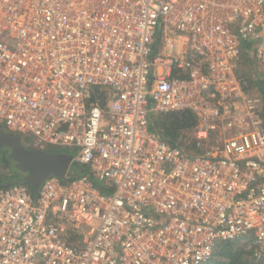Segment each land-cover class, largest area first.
I'll list each match as a JSON object with an SVG mask.
<instances>
[{
  "label": "built area",
  "instance_id": "built-area-1",
  "mask_svg": "<svg viewBox=\"0 0 264 264\" xmlns=\"http://www.w3.org/2000/svg\"><path fill=\"white\" fill-rule=\"evenodd\" d=\"M246 49L264 92V0H0V129L89 169L36 196L0 187V264H207L236 240L264 264V95ZM180 111L200 154L151 129Z\"/></svg>",
  "mask_w": 264,
  "mask_h": 264
},
{
  "label": "trees",
  "instance_id": "trees-1",
  "mask_svg": "<svg viewBox=\"0 0 264 264\" xmlns=\"http://www.w3.org/2000/svg\"><path fill=\"white\" fill-rule=\"evenodd\" d=\"M246 51L243 53L242 60H245V54L248 53ZM250 63V59L247 55L246 63L242 61V67L248 66ZM242 74L246 77L251 87H258L261 91V94L264 95L262 85L259 82H255L252 78L245 73ZM254 79V78H253ZM254 82V83H253ZM152 126L154 132H157L162 136L166 141L170 142L172 145L182 148V144L180 140L187 137V133H194V131L198 127L197 118L188 111H180L173 112L168 114H163L157 118V122L154 119L152 121ZM185 148V152L187 154H200V150L196 149V143L191 140L190 143L183 144ZM56 153H66L74 156V154L67 151L56 150L53 151ZM12 160L9 158L8 153H1L0 155V164L3 166V169L11 168L13 166ZM89 175V169L85 166H80L78 164H73L68 173V178L70 180L82 178ZM20 175L15 171L10 178L5 177L0 179V187L10 181L19 178ZM98 188L102 190L103 185L100 183L96 184ZM106 192V190H105ZM107 193V192H106ZM245 240H236V241H228L221 242L217 245L215 249V253L213 258L207 264H255L254 262V247L251 249H247L246 244H244Z\"/></svg>",
  "mask_w": 264,
  "mask_h": 264
},
{
  "label": "water",
  "instance_id": "water-1",
  "mask_svg": "<svg viewBox=\"0 0 264 264\" xmlns=\"http://www.w3.org/2000/svg\"><path fill=\"white\" fill-rule=\"evenodd\" d=\"M4 148L11 150L9 158L16 163V169L22 175L6 182L3 187L28 185L35 196L48 177L55 176L66 180L73 164L72 155L28 149L19 136L0 129V153Z\"/></svg>",
  "mask_w": 264,
  "mask_h": 264
},
{
  "label": "rangeland",
  "instance_id": "rangeland-1",
  "mask_svg": "<svg viewBox=\"0 0 264 264\" xmlns=\"http://www.w3.org/2000/svg\"><path fill=\"white\" fill-rule=\"evenodd\" d=\"M247 55H248V58L251 59V60H250V63H249V65L247 67L246 66L245 67L244 66L242 67V64H241L242 72L245 73L246 75L250 76L252 78V80H254L253 78H254L255 74L258 75V76H260L259 75V69H258V67H257V65L255 63V60H254V58H255V51L250 49L249 52L247 54H245V60L244 59L242 60L245 63H246V60H247ZM254 88H256V87H254ZM159 116H161V115H155V116H153L152 121H154V119H155L156 122H157V118ZM151 126H152V124H151ZM151 129L154 132L153 126L151 127ZM186 135H187L186 138H183V139L180 140V143L182 144L181 147H182L183 150H185V148H183L184 147L183 144L190 143L191 140H193V133H187ZM19 137L21 138V140H22L23 144L26 146V148H28V149H32L33 148V145H32V137L31 136H21L20 135ZM46 148L49 151L60 150V151L70 152V153H72L74 155L77 154V151L75 149H71V148H57V147H52V146H47ZM192 154H194V153H192ZM14 167H15V164L13 163V166L11 168H7V169L4 170L3 169V166L0 164V179L1 178H5V177L10 178V176L13 175ZM94 227L98 228L99 227V223L98 222L94 223ZM83 229L86 232H88L91 229V227L83 226ZM80 240L82 241V239H80ZM244 244H246L247 249H251V242H247L246 241ZM254 262H255V264H259L255 260V258H254Z\"/></svg>",
  "mask_w": 264,
  "mask_h": 264
},
{
  "label": "flooded vegetation",
  "instance_id": "flooded-vegetation-1",
  "mask_svg": "<svg viewBox=\"0 0 264 264\" xmlns=\"http://www.w3.org/2000/svg\"><path fill=\"white\" fill-rule=\"evenodd\" d=\"M8 153V156H10V154H11V150L9 149V148H4V149H2V151H1V153ZM1 153H0V155H1ZM12 162H14L13 160H12ZM14 164H15V167H14V169H15V171L18 173V175H22V173L21 172H19L17 169H16V163L14 162Z\"/></svg>",
  "mask_w": 264,
  "mask_h": 264
}]
</instances>
